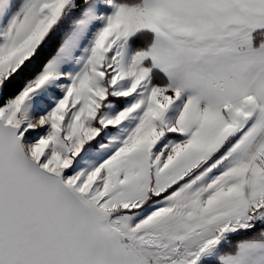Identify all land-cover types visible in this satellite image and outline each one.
<instances>
[{"label": "snow or ice", "instance_id": "6c2138e0", "mask_svg": "<svg viewBox=\"0 0 264 264\" xmlns=\"http://www.w3.org/2000/svg\"><path fill=\"white\" fill-rule=\"evenodd\" d=\"M0 264H264V0H0Z\"/></svg>", "mask_w": 264, "mask_h": 264}]
</instances>
